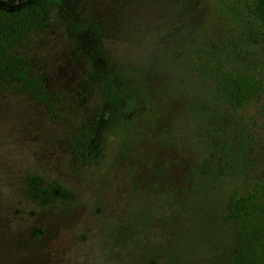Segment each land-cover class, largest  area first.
I'll return each mask as SVG.
<instances>
[{
    "label": "rangeland",
    "instance_id": "374dc122",
    "mask_svg": "<svg viewBox=\"0 0 264 264\" xmlns=\"http://www.w3.org/2000/svg\"><path fill=\"white\" fill-rule=\"evenodd\" d=\"M254 2L64 0L12 49L53 106L0 89V264L230 263L228 202L264 181V95L233 110L217 89L264 82ZM105 75L118 122L84 164L71 141ZM29 175L56 197L34 201Z\"/></svg>",
    "mask_w": 264,
    "mask_h": 264
},
{
    "label": "trees",
    "instance_id": "16d2710c",
    "mask_svg": "<svg viewBox=\"0 0 264 264\" xmlns=\"http://www.w3.org/2000/svg\"><path fill=\"white\" fill-rule=\"evenodd\" d=\"M64 0H19L11 4L0 0V89L31 94L52 108L53 101L41 78L32 77L20 67L11 51L26 35L48 24L51 15ZM254 15L264 28V0H255ZM101 99L98 108L78 126V134L71 147L84 164L98 160L107 133L113 129L120 113L121 103L109 75L100 82ZM218 103L233 110L245 107L264 95V82L243 75L227 74L217 89ZM27 193L40 205L51 201L56 194L53 187L45 186L37 175L26 178ZM228 209L236 223L234 255L229 264H264V181H254L252 189L234 195Z\"/></svg>",
    "mask_w": 264,
    "mask_h": 264
}]
</instances>
